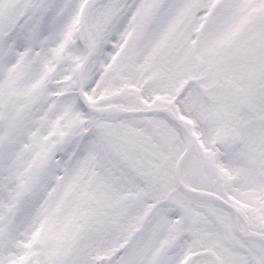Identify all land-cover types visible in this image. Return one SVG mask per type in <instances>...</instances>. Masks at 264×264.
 Listing matches in <instances>:
<instances>
[{
	"label": "snow or ice",
	"instance_id": "obj_1",
	"mask_svg": "<svg viewBox=\"0 0 264 264\" xmlns=\"http://www.w3.org/2000/svg\"><path fill=\"white\" fill-rule=\"evenodd\" d=\"M0 264H264V0H0Z\"/></svg>",
	"mask_w": 264,
	"mask_h": 264
}]
</instances>
